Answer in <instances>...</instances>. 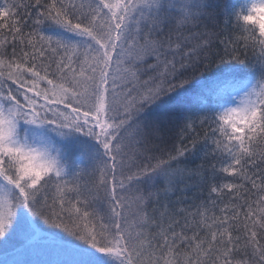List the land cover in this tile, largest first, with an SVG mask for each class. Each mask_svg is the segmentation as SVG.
Segmentation results:
<instances>
[{
    "label": "snow or ice",
    "instance_id": "obj_1",
    "mask_svg": "<svg viewBox=\"0 0 264 264\" xmlns=\"http://www.w3.org/2000/svg\"><path fill=\"white\" fill-rule=\"evenodd\" d=\"M0 264H264V0H0Z\"/></svg>",
    "mask_w": 264,
    "mask_h": 264
}]
</instances>
